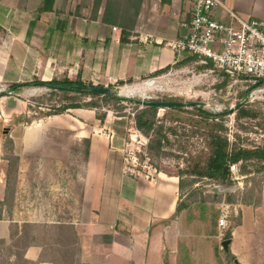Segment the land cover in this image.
Wrapping results in <instances>:
<instances>
[{"label": "crops", "instance_id": "crops-1", "mask_svg": "<svg viewBox=\"0 0 264 264\" xmlns=\"http://www.w3.org/2000/svg\"><path fill=\"white\" fill-rule=\"evenodd\" d=\"M219 1L221 5L213 11L217 20L225 21L228 9L244 19L264 18V0ZM41 3L42 0H0V85L29 83L35 77L50 81L65 74L70 79L79 77L92 85L109 86L118 80L136 82L152 78L155 72L166 67L169 68L166 72L172 71L176 54L171 43L184 31L180 24L188 19L190 9V0H141L133 29L129 31L127 41L121 42V29L102 20L106 0L101 1L93 16V0H54L50 12L40 11ZM166 72L157 76L165 77ZM3 109L1 105L0 124L5 129ZM78 110L81 113L71 119L61 120L58 115H52L39 120L40 126L31 124L29 137L20 134L15 139L12 128L9 136L17 156V140L24 145L37 143L41 138L39 127L45 123L48 128L73 131L77 141L89 140L88 155L82 173L78 175L81 181L74 191L69 189L67 193L68 196L70 191L74 193L77 213L75 218L62 221L74 225L79 237L81 262L201 264L208 258L203 264H227L224 263L227 255L223 251L206 248L207 244L202 240L198 244L206 250L202 248L197 254L193 251L191 239L195 235L184 229L185 222L180 213L184 209L176 213L179 199L176 176L159 172L151 180L145 175L124 172L125 120L107 118L99 123L93 110ZM46 138L50 139L49 136ZM1 141L0 138V202L4 200L6 186V160ZM35 147L37 154V144ZM20 171L19 166L18 188L13 198L15 205L10 214L5 208L2 210L0 245L3 246L0 252L11 243V224L14 228L17 225L20 232L22 223L41 221L38 218L21 219L17 215L22 213L16 209L17 202L21 203L19 187L27 186L19 181ZM54 189L61 193L63 186ZM53 196L58 198V194ZM64 198L62 200L67 199ZM251 204L241 207L239 228L231 235L229 255L239 257L235 258V264H246L251 255L253 262H262L264 233L260 232L264 231V177L260 203L253 205L254 210H251ZM243 207L246 210H242ZM251 211H254L253 220L246 215ZM48 222L60 221L51 219ZM240 239L238 247L236 242ZM40 253V246L30 245L25 249L24 258L38 264H51L39 261ZM13 258L11 256L9 260Z\"/></svg>", "mask_w": 264, "mask_h": 264}, {"label": "rangeland", "instance_id": "rangeland-1", "mask_svg": "<svg viewBox=\"0 0 264 264\" xmlns=\"http://www.w3.org/2000/svg\"><path fill=\"white\" fill-rule=\"evenodd\" d=\"M199 64L193 61L186 63L181 68L175 67L174 70L166 72L165 74L167 75L165 77H160L162 75L154 76L136 82L132 81L120 85L114 84L107 87L113 88L115 93L112 95L121 99H124V96L127 95L133 99L143 100L202 102L204 105L201 108L205 111L211 113L224 112L222 121L225 130L223 134L230 141L248 147L263 145L264 82L258 83L255 79L232 76L213 67L201 69ZM65 76V74L61 75L54 78V80L63 79ZM149 80L154 83L145 86V83ZM84 83L87 84V82ZM97 85L101 86V84ZM122 87H126L127 89L133 87L135 91L124 94L121 92ZM48 92L50 91L47 86L37 84L25 85L13 92L9 90V84L7 86L0 85V107L1 105L4 106L3 115L7 123V129L2 128L0 124L1 140L3 135H10L11 128L14 129L12 133L14 137L16 135L19 137L20 134L22 136L28 135L27 137L31 136V124L33 126H40L39 120L46 118H41V114L48 112L50 104L57 105L59 97H62V93L49 96ZM116 92H120V95L117 96ZM39 95H44L42 100L40 99L42 103L32 100ZM68 95H72L76 97V100L82 102L90 100L88 96H81L74 92H68ZM132 102L130 103L129 100H122L120 103L112 102L109 105H103L99 110L106 114L105 120L107 118L110 120L123 118L122 120H125L126 145L129 144L131 155L135 157L134 164L142 175H150L155 169L156 172L153 174V179L159 172L176 176L177 178V174L183 176L185 186L183 190L179 191V199L182 202L189 203L191 200L192 202L180 213L185 222L184 229L192 231L193 235H195V238L191 239L193 247H195L193 251L197 254L202 248H204V251L206 250L201 245L200 248L198 244L202 240L207 244L206 248H214L222 252L220 242L225 238H232L233 234L235 235L236 229L239 228L241 207L244 205L242 199L246 202H252V206L260 203L261 191L258 189L263 184L264 173L261 174L253 170L249 175H241L242 178L240 180L233 179L234 181L230 185L201 178L195 180L192 186H188V182L193 177L180 171L190 168L200 158L204 159L207 154V130L194 125L195 120H198L196 112L192 107H184L185 110L180 113L185 118H193V122L191 120L172 121L168 118L164 119L165 128L174 125L177 129V135L169 137L172 146H165L164 155L154 157L151 161L144 152L147 138L134 125L133 111L136 102ZM27 104L30 105V109L27 108ZM138 105L139 107L142 106V104ZM241 105L258 111L262 115L256 119H237L235 117V110ZM116 107H122V113H119ZM90 110H93L95 113L99 112V110L95 109ZM164 112L165 108L159 109L158 116L161 117ZM80 113L81 111L78 109L67 110L59 114L57 118L61 120L71 119V117H76V114ZM33 118V121L28 122ZM38 123L39 125H35ZM42 126L39 127L41 138L37 143L29 142L25 146L17 140L19 143L16 146V152L19 154V166L21 167V171L19 172L21 178L19 181H21V184L27 185L19 187L21 203L17 202L16 209L22 213H17V215L21 219L38 218L41 221L36 222L37 224L49 223L48 220L51 219L60 222L68 219L71 220L75 218L78 209V203L74 200L75 197L72 191L79 185L78 182L81 181L78 175L82 173L86 144L83 140L77 141L73 137V131L48 128L46 127V123ZM105 130L108 132L107 129ZM166 131L168 132V129ZM17 136L15 139H18ZM47 136L50 139H47ZM36 144L38 146L37 154ZM256 166L255 164L249 165L253 169ZM55 185L63 186V190L60 191L63 194L56 193L57 191L54 188L57 186ZM17 188L18 186L15 189ZM69 189L72 191H70L68 196ZM56 194H58V198L53 196ZM228 195L231 196L234 201L233 203L226 201ZM63 196L67 199L64 198L65 200H62ZM193 197H195V200ZM13 205H15V202ZM225 205H229L228 211L230 215L226 226L220 228L218 227L220 209L221 206ZM234 205H236V209ZM252 206L251 210H254V206ZM244 209L245 207L242 210ZM246 215L253 220L254 211L249 212V214L246 212ZM263 228L264 226H262ZM35 232L38 237L42 236L41 228H37ZM228 232L230 233V237H227ZM260 233L263 234L264 231ZM241 240L236 242L238 247H240ZM262 243L264 245V239ZM2 246L0 245V248ZM7 248L17 250L15 246L12 247V243L5 245L0 252L2 253L0 254V264H12L6 252ZM226 257L228 260L225 259L224 263L227 264H235V258H239L237 255H227ZM262 257V262L258 263V261L253 262L254 256L251 255L248 257L250 259L246 264H264V256ZM204 260L200 263L203 264Z\"/></svg>", "mask_w": 264, "mask_h": 264}, {"label": "trees", "instance_id": "trees-1", "mask_svg": "<svg viewBox=\"0 0 264 264\" xmlns=\"http://www.w3.org/2000/svg\"><path fill=\"white\" fill-rule=\"evenodd\" d=\"M102 0H93L92 16L96 13ZM161 2H169L170 0H160ZM141 0H106L105 11L103 13L102 20L106 23L118 26L121 29V42L127 41L129 31L133 29L134 18L139 9ZM54 0H42L40 11L50 12L53 9ZM198 56H185L174 64L175 67L185 66L186 63L198 61ZM201 69H208L212 67L211 62L206 64H199ZM169 68H163L155 72L154 76L160 73L166 72ZM223 71V70H222ZM226 73L225 71H223ZM247 79H253L250 76H241ZM133 80H118L117 85L130 83ZM30 84H37L41 86H47L49 96L62 93V97H59L58 104H50L48 112L42 113L41 118H45L52 115H59L67 110L73 109H95L99 110L103 105H109L112 102L120 103L122 100L114 95H101L90 94L86 92L76 91L71 86H87L91 83H84L79 77L70 79L64 77L59 80L41 81L38 78H33L29 83H13L9 85L10 91H17L20 87ZM55 86H58L57 88ZM102 86V85H101ZM68 92H74L81 96H88L89 101H78L76 97L68 95ZM39 95L32 100L42 103V97ZM41 99V100H40ZM157 100V99H151ZM130 103H133L129 100ZM164 101H176V100H164ZM27 108L30 109V105L27 104ZM133 121L135 128L147 138V142L144 146V152L151 161L154 157H161L164 155V148L166 145L172 146L170 141L171 135H177V129L173 126L165 128L163 123L164 119H170L172 121L191 120L193 118H185L180 113L185 110L184 107H169L165 108V112L161 117L158 116V111L162 107L157 105L145 104L139 107L138 103L134 104ZM119 113H122V107H116ZM164 109V108H163ZM192 109L197 114L198 120H195L194 125L203 127L207 130V154L204 159L197 160L194 165L186 170H181V173H187L190 175L191 180L188 182V186H192L195 180L206 178L216 183H222L230 185L233 180V176L230 171L231 164H237V173L239 175H249L254 171L264 173V144L254 145L251 147L242 146L237 142L230 141L227 136L223 134L225 126L223 123L224 112L211 113L205 111L199 106H192ZM258 111L247 108L246 106H239L235 110V117L256 119L261 116ZM106 114L104 112H96L95 118L99 123H103ZM193 117V115H192ZM264 119V117H263ZM31 119L28 122L33 121ZM193 126V124H192ZM264 126V120L263 125ZM168 129V132L166 131ZM86 144L85 159L88 155L89 140H83ZM184 148V147H183ZM2 151L3 157L6 160L5 167V197L0 202V219L2 217V210L5 208L7 212H11L13 207V198L17 182V174L19 168V156L14 153L13 139L7 134L2 136ZM142 157V156H141ZM250 164L257 165L254 169L249 167ZM252 171V172H251ZM178 176L179 191L183 190L185 183L183 182V176ZM187 185V184H186ZM259 188L258 190H260ZM195 200V197H193ZM193 200V201H194ZM228 203H233L231 196L226 198ZM189 201V203H191ZM189 203L182 202L180 199L177 201L176 213L189 206ZM243 204H251L252 202H246L242 199ZM11 224V243L12 247L15 246L17 250L7 248V254L9 257L13 256L12 264H38V262L29 261L24 258L25 249L30 245H36L41 247L39 261H47L51 264H84L79 258V237L75 231L74 225L70 222H57V223H22L20 232L17 225L12 227ZM37 228L42 229V236L38 237L36 234ZM227 237H230L228 232ZM3 244V242H1ZM6 250V249H5ZM2 254V253H0Z\"/></svg>", "mask_w": 264, "mask_h": 264}, {"label": "built area", "instance_id": "built-area-1", "mask_svg": "<svg viewBox=\"0 0 264 264\" xmlns=\"http://www.w3.org/2000/svg\"><path fill=\"white\" fill-rule=\"evenodd\" d=\"M219 5V0H190L188 19L180 24L184 31L171 43L176 54L174 63L185 56H198V63L211 62L213 68L232 76H250L257 81L264 79V18L244 19L228 9L226 20L220 21L213 16ZM128 145L123 150V170L128 174L142 175L134 164L135 157ZM237 168V164L230 165L234 180L242 178ZM154 172L155 169L145 177L153 180ZM228 207L221 206L220 228L226 226L230 215Z\"/></svg>", "mask_w": 264, "mask_h": 264}, {"label": "water", "instance_id": "water-1", "mask_svg": "<svg viewBox=\"0 0 264 264\" xmlns=\"http://www.w3.org/2000/svg\"><path fill=\"white\" fill-rule=\"evenodd\" d=\"M264 79L258 80V83H263ZM56 88L58 86H55ZM76 91L79 92H86L90 94H101V95H112L115 93V90L113 88L107 87V86H98V85H87V86H71ZM4 95V94H3ZM116 95H120V92H116ZM125 100H131L138 104H151V105H157L162 108H169V107H192V106H199L202 107L204 103L199 101H164V100H143V99H133L130 96L125 95ZM5 129H7V123L5 125ZM5 132V131H4ZM230 243L231 238H225L221 241V249L224 254L229 255L230 254Z\"/></svg>", "mask_w": 264, "mask_h": 264}, {"label": "bare ground", "instance_id": "bare-ground-1", "mask_svg": "<svg viewBox=\"0 0 264 264\" xmlns=\"http://www.w3.org/2000/svg\"><path fill=\"white\" fill-rule=\"evenodd\" d=\"M147 83H145V86L153 84L154 82L149 80ZM132 91H135V89H133V87L129 88V89H127L126 87H122L121 88V92L124 93V94H129L130 92L132 93Z\"/></svg>", "mask_w": 264, "mask_h": 264}]
</instances>
